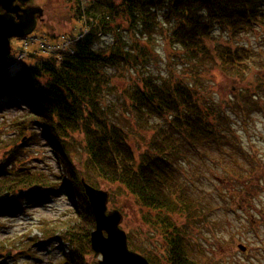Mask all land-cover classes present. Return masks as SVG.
<instances>
[{
	"label": "trees",
	"instance_id": "trees-1",
	"mask_svg": "<svg viewBox=\"0 0 264 264\" xmlns=\"http://www.w3.org/2000/svg\"><path fill=\"white\" fill-rule=\"evenodd\" d=\"M71 1H75L74 19L80 20L72 30L76 41L69 35L44 36L47 40L40 42L44 46L30 53L29 62L13 56L0 64V105L20 95L33 103L30 111L0 124V195L12 193L0 209L10 201L18 204L19 190L36 196L55 193L60 185L71 187L82 204L76 217L60 221L59 226L46 222L40 226L47 237L59 234L74 246V264H92L86 256L91 252L95 219L80 179L94 182L95 176L110 185L114 206L118 189L147 210L148 216L133 230L139 229L146 242L147 232L163 236L164 250L159 253L136 249L151 264H216L215 257L202 261L192 253L191 229L184 230L193 225L196 232L203 227L212 232L215 223L204 206L208 201L184 181V151L202 161L209 158L204 149L225 157L237 151L233 117L264 111V75L246 77L237 71L245 87L233 98H214V91L205 86L213 75L210 70L229 75L251 54L242 44L217 42V31L232 38L259 32L264 37V0ZM165 24L172 29L171 41L205 72L197 71L188 80L174 75L158 80L138 72L127 79L119 73L122 64L152 58L153 36ZM111 35L113 41L102 44ZM127 36L134 41H127ZM54 41L59 48L49 47ZM39 135L50 139L54 150L64 156L58 182L31 162L29 145L37 143ZM74 153L80 157L78 166ZM241 155L249 169L242 175L234 172L230 181L244 183L238 196L251 204V184L262 176L253 171L258 160ZM128 236L135 247L132 232Z\"/></svg>",
	"mask_w": 264,
	"mask_h": 264
},
{
	"label": "rangeland",
	"instance_id": "rangeland-1",
	"mask_svg": "<svg viewBox=\"0 0 264 264\" xmlns=\"http://www.w3.org/2000/svg\"><path fill=\"white\" fill-rule=\"evenodd\" d=\"M37 1L31 0V4H37ZM85 1L88 2V0ZM73 6L75 1L49 0L45 22L40 24L33 34L40 36L39 41L34 42L30 39L31 43L26 44V41L21 39H13L12 44L16 47L12 46L11 57H18V60H23L21 62L24 63L29 62L30 53L35 50L41 51L40 46H44V43H40L42 39L47 40L44 36L69 35L73 40L76 32L73 33L72 30L80 21L74 19ZM171 30L170 26L165 24L154 34L153 43L150 44L153 55L151 59L133 61L128 66L122 64L119 73L127 79H130V75L134 72H138V74L152 75L158 80L166 79L171 75L188 80L192 79L197 71L203 74L204 68L194 67L193 63L196 60L189 58L185 50L171 41ZM215 36L217 42L225 44L230 41L234 45L242 44L251 51L242 64L235 66L229 75L221 70H210V74L213 73V75L207 78L205 86L214 91L213 97L233 98L245 87L239 80V75L235 74L237 71L246 77L255 74L264 75V37L259 32L232 38L220 31H217ZM126 40L132 43L134 37L127 36ZM112 41V35L106 36L102 44L106 45ZM58 46L56 41L49 45V47L59 48ZM70 46L71 43H68L66 49ZM27 48L29 49L26 50ZM48 50L51 51L50 48ZM211 67L212 64L206 69ZM116 97V95L110 96L113 100ZM32 108L33 103L28 96L20 95L17 100L2 103L0 124L4 120L10 121L16 116L23 115ZM244 119L246 120L243 122ZM232 122L237 151H230L227 156L222 157L214 149H204L202 152L208 153L207 161L206 159L202 161L203 159L195 153L184 151L187 157L184 158V165H181L187 174L184 178L190 179L191 182L183 179L193 187L196 193L201 194L208 201H205L204 206L208 208L210 218L215 222L212 232H208L204 227L196 232L193 225L184 230L189 233L191 229L192 234L189 238L193 248L191 246L190 249L199 260L205 261L207 258L215 257L216 264H264V185L261 179L264 177V111L253 113L250 117L243 119L233 117ZM33 129L39 133L40 129L37 125L33 126ZM29 151L33 166L45 170L51 175L53 181L58 182V176L63 174V165L60 160L64 156L54 151L50 139L47 140L39 135L38 142L29 145ZM241 154L250 155L258 160V167L253 171L259 172L262 176H258L257 180L251 184L253 189V192L250 191L251 204L244 203L241 200L242 197L238 196L242 191L243 182L230 181V178L235 175L234 172L242 175L249 169ZM72 155L74 165L78 166L79 155L77 153ZM93 181L89 183L92 185L96 183L97 188L105 190L110 188L109 184L99 180L98 177L94 176ZM31 195H17L15 198L19 201L18 204L10 201L7 208L0 209V264H74L73 261L76 259L74 246L59 237V234L47 237L40 226L44 222L59 226L62 224L60 221L76 217L78 210L82 209V204L74 190L60 185L55 193H43L44 197L41 194ZM231 195L236 198H232ZM113 200L116 205L109 203V210L119 209L123 213L122 227L128 233L132 232L133 241H135V247L130 246L131 249L137 252L139 250L136 249H143L147 253L151 249L158 253L162 251L160 244L163 236L154 237L152 233L147 232L145 235L149 238L148 243L142 240L139 229L133 230V227L139 226L142 219L148 216L147 210H141V207L135 204L133 197L127 196L118 189ZM190 213L194 214V210ZM180 218L183 220L184 216L180 214ZM141 227L145 228L144 225ZM240 244L247 247L245 252L238 248ZM8 253L9 257H7ZM93 255L91 249L90 254L86 256L87 261L98 264V259H94Z\"/></svg>",
	"mask_w": 264,
	"mask_h": 264
},
{
	"label": "water",
	"instance_id": "water-1",
	"mask_svg": "<svg viewBox=\"0 0 264 264\" xmlns=\"http://www.w3.org/2000/svg\"><path fill=\"white\" fill-rule=\"evenodd\" d=\"M30 1L0 0V64L11 56L12 40L32 35L45 19L44 6L31 5ZM81 184L95 219L90 242L98 264H150L146 256L130 248L128 233L122 227L123 213L119 209L109 210L110 191L90 185L83 176ZM11 196V192L1 194L0 205L8 202ZM238 248L242 252L247 249L243 244Z\"/></svg>",
	"mask_w": 264,
	"mask_h": 264
},
{
	"label": "flooded vegetation",
	"instance_id": "flooded-vegetation-1",
	"mask_svg": "<svg viewBox=\"0 0 264 264\" xmlns=\"http://www.w3.org/2000/svg\"><path fill=\"white\" fill-rule=\"evenodd\" d=\"M35 1H37V0H35ZM39 1H40L41 3H39ZM37 2H38V3H37V4H34V5H43L44 8H45V12H46V8H47V5L49 4V0H38ZM43 22H45V19H44ZM43 22H42V23H43ZM42 23H40V24H42ZM39 26H40V25H39Z\"/></svg>",
	"mask_w": 264,
	"mask_h": 264
}]
</instances>
